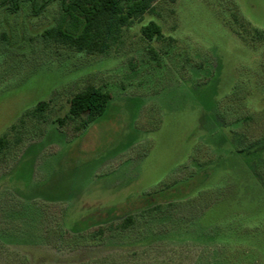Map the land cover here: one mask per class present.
<instances>
[{
	"label": "rangeland",
	"instance_id": "obj_1",
	"mask_svg": "<svg viewBox=\"0 0 264 264\" xmlns=\"http://www.w3.org/2000/svg\"><path fill=\"white\" fill-rule=\"evenodd\" d=\"M60 17L56 2L39 15L0 9L11 50L0 48V264L264 263V47L250 43L264 0H159L109 54L45 43ZM152 20L163 36L151 42L142 26ZM88 85L111 94L105 114L83 131L61 126ZM195 155L223 157L209 180L193 178ZM167 194L175 209L151 225L65 243V231L140 214Z\"/></svg>",
	"mask_w": 264,
	"mask_h": 264
},
{
	"label": "trees",
	"instance_id": "obj_2",
	"mask_svg": "<svg viewBox=\"0 0 264 264\" xmlns=\"http://www.w3.org/2000/svg\"><path fill=\"white\" fill-rule=\"evenodd\" d=\"M158 1L0 0V9H6L9 13L15 14L24 6H28L34 15H39L50 3L56 2L60 7L61 17L56 25L45 29L41 33L45 43L80 53L109 54L123 42L124 32L136 22H141L146 14L153 12ZM250 32L252 40L249 42L252 45L264 47V30L255 27ZM142 34L145 39L151 42L160 39L163 36L162 26L152 20L142 26ZM1 36H3L4 41L7 40L3 34ZM4 43L0 42V48L3 52L11 51ZM151 51L154 52V50ZM111 99L112 96L108 91L101 87L88 85L72 95L69 99V108L66 115L63 118H58V122L61 126H65L69 122H76V130L83 131L105 114ZM48 103L41 101L33 109L31 115L38 123L44 118L45 111L49 107ZM226 110L227 122L238 124L241 120L237 118L241 114L239 109L234 108L235 116H233L234 119H231L233 122H230L229 119L231 113ZM243 119L247 123L250 116H246ZM7 146L8 139L6 135L0 137V154L4 152ZM222 158L220 156L216 161L214 159L203 161L199 155H195L192 159L193 167H195L193 178L209 180L211 177L209 173L212 169H208L209 171L207 172L206 167L214 168V166H220L218 161H221ZM167 196L168 200L164 204L159 203L155 206L144 208L140 214H129L117 222L102 224L95 230L77 231L73 234L65 231L63 232L65 243L73 248L99 245L108 239L125 235L139 225L147 226L148 220L150 221L149 225H151L154 217L157 218L160 213L171 212L173 207L175 209L177 202L172 200L171 197L173 196L168 194ZM186 196L187 194H185Z\"/></svg>",
	"mask_w": 264,
	"mask_h": 264
}]
</instances>
